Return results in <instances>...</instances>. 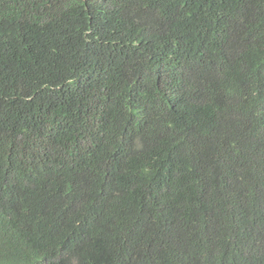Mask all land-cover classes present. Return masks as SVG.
Here are the masks:
<instances>
[{"label": "trees", "instance_id": "obj_1", "mask_svg": "<svg viewBox=\"0 0 264 264\" xmlns=\"http://www.w3.org/2000/svg\"><path fill=\"white\" fill-rule=\"evenodd\" d=\"M0 264H264V0H0Z\"/></svg>", "mask_w": 264, "mask_h": 264}]
</instances>
